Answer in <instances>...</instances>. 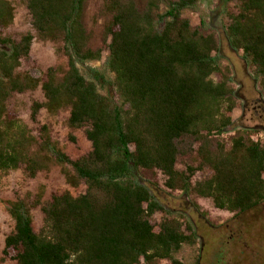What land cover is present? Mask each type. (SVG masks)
Instances as JSON below:
<instances>
[{"label": "trees", "instance_id": "1", "mask_svg": "<svg viewBox=\"0 0 264 264\" xmlns=\"http://www.w3.org/2000/svg\"><path fill=\"white\" fill-rule=\"evenodd\" d=\"M87 2L27 0L39 39L62 43L68 58L64 74L50 68L41 81L21 71L35 36L16 41L3 35L14 23L15 9L0 0V172L24 167L34 179L46 170V159L32 152L36 139L29 127L8 107L14 94L41 88L46 103L34 104L32 118L43 108L68 109L70 128H87L92 144V152L73 161L43 127L41 150L64 167L71 186L84 183L87 189L78 197L54 194L47 203L42 195L32 204L10 202L15 227L3 255L17 264H184L177 255L185 245L198 244L196 233L188 226L187 234L180 218H168L172 211L141 172L159 171L168 190L211 200L216 210L235 217L247 215L264 204V144L251 141L248 132L233 137L230 147L218 140L231 130L233 112L243 104L231 68L217 57L219 36L183 17L199 0H147L144 11L135 0H105L112 16L103 40L112 82L89 66L102 61L103 51L89 47L83 22ZM220 2L237 6L226 38L234 52H243L264 91V0ZM193 153L199 165L179 171V157ZM207 168L212 176L194 184L196 173ZM39 207L44 220L36 232L32 210ZM158 213L167 218L157 225L152 220Z\"/></svg>", "mask_w": 264, "mask_h": 264}, {"label": "rangeland", "instance_id": "2", "mask_svg": "<svg viewBox=\"0 0 264 264\" xmlns=\"http://www.w3.org/2000/svg\"><path fill=\"white\" fill-rule=\"evenodd\" d=\"M8 1L15 9V20L12 26L2 31L3 35L16 41L28 33L35 36L31 56L23 61L21 71L31 72L41 81L45 79V74L50 68L58 69L60 75L64 74L68 70V58L63 50V44L39 39L32 25L27 0ZM135 1L140 11L146 9L147 0ZM166 11L167 7L164 4L161 12ZM237 12L236 4L224 6L220 0H199L195 8L183 12V17L189 19L194 27H200L206 33H215L219 36L221 50L217 57L222 66L230 67L232 70L234 88L243 107L234 110V125L231 130L218 137V140L225 142L228 147L231 139L240 132H248L251 141L264 144V127L261 126L264 119L259 121L254 118V112L251 110L256 99L264 100V91L256 80L253 68L244 59L243 52H234L226 38L229 16ZM111 19L105 0H88L83 22L90 37L89 47L103 51L102 61L90 63L89 66L100 70L112 82L114 76L106 68L109 52L103 42L105 29ZM80 67L83 74L90 79L85 67ZM214 78L219 80V76ZM100 90L104 95L109 92L103 87ZM35 103H46L41 88L24 94H14L8 103L9 109L17 114L35 137L36 143L32 152L46 159V170L41 171L34 179L29 177L24 167L8 174L0 172V264H17L3 255L5 240L15 227L8 213L10 202L23 199L32 204L38 195H42L43 203H47L54 194L69 192L78 197L87 189L84 183L76 187L71 186L66 180L64 167L55 162L52 154L41 150L42 129L46 126L51 143L71 160H78L92 152V144L86 136L87 128H70L68 109L50 113L43 108L36 119H33L32 109ZM193 150H197V145H194ZM198 165L199 160L193 153L180 156L177 169L183 172L188 167L196 168ZM141 176L156 198L172 211L168 218H180L187 234L188 226L196 233L198 244L193 247L185 245L177 255L184 264H264V204L251 214L235 217L234 214L216 210L211 200L201 199L196 195L185 196L179 190H168L165 186L166 177L159 171L153 173L142 171ZM211 176L212 171L207 168L197 172L192 181L195 184ZM32 215L34 229L39 232L44 220L40 207L33 209ZM165 217L158 213L152 222L158 225ZM159 264L171 263L162 261Z\"/></svg>", "mask_w": 264, "mask_h": 264}, {"label": "flooded vegetation", "instance_id": "3", "mask_svg": "<svg viewBox=\"0 0 264 264\" xmlns=\"http://www.w3.org/2000/svg\"><path fill=\"white\" fill-rule=\"evenodd\" d=\"M251 110L254 112V118L261 121L264 119V100L261 98H258L254 101ZM264 127V123L261 125Z\"/></svg>", "mask_w": 264, "mask_h": 264}]
</instances>
